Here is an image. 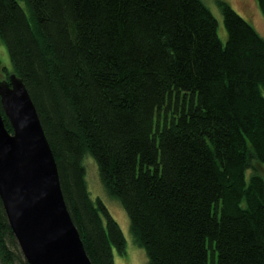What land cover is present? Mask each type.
<instances>
[{"label": "trees", "instance_id": "1", "mask_svg": "<svg viewBox=\"0 0 264 264\" xmlns=\"http://www.w3.org/2000/svg\"><path fill=\"white\" fill-rule=\"evenodd\" d=\"M217 4L222 28L203 0H0L92 264L127 239L91 195L88 155L147 264H264V37ZM0 261L29 264L1 197Z\"/></svg>", "mask_w": 264, "mask_h": 264}, {"label": "water", "instance_id": "2", "mask_svg": "<svg viewBox=\"0 0 264 264\" xmlns=\"http://www.w3.org/2000/svg\"><path fill=\"white\" fill-rule=\"evenodd\" d=\"M0 197L29 264H92L68 210L58 164L22 78L0 82ZM1 264V261H0Z\"/></svg>", "mask_w": 264, "mask_h": 264}, {"label": "rangeland", "instance_id": "3", "mask_svg": "<svg viewBox=\"0 0 264 264\" xmlns=\"http://www.w3.org/2000/svg\"><path fill=\"white\" fill-rule=\"evenodd\" d=\"M213 11L215 16L221 22L222 15L218 7V0H203ZM231 3L234 9L244 18L249 20L264 37V17L258 6L257 0H227ZM14 73V67L10 59L7 47L0 40V81L10 79V75ZM86 167V179L89 190L94 200L100 199L109 209L112 216L121 226L127 239V252L121 255L115 252L116 264H147L148 257L143 248H141L134 240L130 229V219L119 201L114 199L106 191L101 180L97 162L94 158L88 155L84 161Z\"/></svg>", "mask_w": 264, "mask_h": 264}]
</instances>
